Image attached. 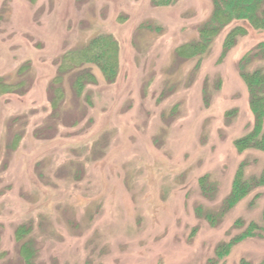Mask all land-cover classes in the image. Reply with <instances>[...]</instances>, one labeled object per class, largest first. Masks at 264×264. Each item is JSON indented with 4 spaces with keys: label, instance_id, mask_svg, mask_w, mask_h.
<instances>
[{
    "label": "rangeland",
    "instance_id": "374dc122",
    "mask_svg": "<svg viewBox=\"0 0 264 264\" xmlns=\"http://www.w3.org/2000/svg\"><path fill=\"white\" fill-rule=\"evenodd\" d=\"M213 1L0 0V264H212L264 227V187L223 212L239 166L264 168L234 144L253 125L240 71H264V31L212 25ZM95 39L115 50L111 81L73 67ZM262 235L217 264H258Z\"/></svg>",
    "mask_w": 264,
    "mask_h": 264
},
{
    "label": "trees",
    "instance_id": "16d2710c",
    "mask_svg": "<svg viewBox=\"0 0 264 264\" xmlns=\"http://www.w3.org/2000/svg\"><path fill=\"white\" fill-rule=\"evenodd\" d=\"M231 21H243L248 23L255 30L264 31V0H214L210 23H212V25L218 22L219 24H228ZM217 30V26H214L211 31L204 28L199 31V37L200 39L205 38L207 41L219 33ZM243 32L244 31H241L239 28L231 31L226 38L225 43H227V45L225 49L228 50L231 48L235 43L236 36ZM98 39L101 40V38ZM98 39L91 41L89 45L83 48L84 50L81 51L82 54L80 53V57L76 59L73 67L84 64L94 65L100 70L106 80L111 81L117 71V63L114 56L115 50L113 45L100 42ZM190 47L193 50L190 56H197L202 52V48H205V45L191 43ZM258 48L261 50V53H264V44L258 45ZM251 54L252 53H248L242 58L241 69L244 61H246ZM90 77L84 76L80 78L77 84L81 87L80 80L82 79L84 82ZM240 77L249 94L248 104L253 116V125L251 130L245 136L235 141L234 144L237 151L240 153L245 151L264 153V94L262 93L264 89V71L255 70L252 72H243L241 70ZM246 166L247 164L242 163L236 171L230 195L227 198L226 204H224L223 212L232 209L242 198L249 195L252 190L264 187V168L258 178L247 180L244 176ZM262 222L264 224V210L262 212ZM262 233H264V227H260L253 222L248 224L242 233L216 247L214 259L213 261L211 260L212 264H217L224 260L231 249L240 242L249 238H262ZM21 254L25 261L28 260L31 255L24 246L22 247ZM26 263L28 264V261H26ZM240 264L251 263L241 260ZM258 264H264V259Z\"/></svg>",
    "mask_w": 264,
    "mask_h": 264
}]
</instances>
